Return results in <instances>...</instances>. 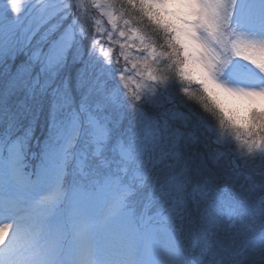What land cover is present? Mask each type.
<instances>
[{"label": "snow or ice", "instance_id": "6c2138e0", "mask_svg": "<svg viewBox=\"0 0 264 264\" xmlns=\"http://www.w3.org/2000/svg\"><path fill=\"white\" fill-rule=\"evenodd\" d=\"M4 2L0 264H264V0Z\"/></svg>", "mask_w": 264, "mask_h": 264}, {"label": "rangeland", "instance_id": "374dc122", "mask_svg": "<svg viewBox=\"0 0 264 264\" xmlns=\"http://www.w3.org/2000/svg\"><path fill=\"white\" fill-rule=\"evenodd\" d=\"M29 3V0H22V4L23 5H27ZM5 7V2L4 0H0V14L3 13ZM28 21L25 20L24 23H27ZM39 39V34L33 39V45H35L36 40ZM31 54V50L30 49H26L25 52H22L17 59L15 60V62H9L8 68L11 74H15L17 68L20 66V64L24 61H26L28 59V56ZM3 68H0V71H3ZM73 77H74V71L72 73ZM73 84H75V80L73 79ZM15 99V98H14ZM20 99H23V94H20ZM44 117L41 115L39 117V119L34 122V131H35V135L37 137H42V133L44 132ZM33 151H38L37 148H33ZM259 166V162L257 163V167ZM254 178L258 179L257 176H254Z\"/></svg>", "mask_w": 264, "mask_h": 264}]
</instances>
